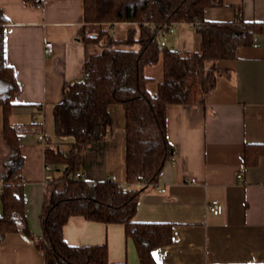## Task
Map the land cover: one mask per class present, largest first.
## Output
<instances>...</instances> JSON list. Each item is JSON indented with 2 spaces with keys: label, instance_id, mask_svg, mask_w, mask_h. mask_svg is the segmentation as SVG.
I'll return each instance as SVG.
<instances>
[{
  "label": "crops",
  "instance_id": "0c3cea01",
  "mask_svg": "<svg viewBox=\"0 0 264 264\" xmlns=\"http://www.w3.org/2000/svg\"><path fill=\"white\" fill-rule=\"evenodd\" d=\"M223 1L222 6L205 10L206 20L232 22L240 16L263 26L252 46L240 47L235 59L217 63L221 74L204 103L168 106V138L174 155L158 183L141 194L135 215L137 222L174 225L173 242L153 252L159 264H264V154L257 165L245 166L246 145L264 146V0ZM0 9L9 19L5 62L19 84L9 122L25 129L18 131L25 158V210L29 227L39 238L48 177L62 173L61 168L46 165L45 145L39 135L62 150L70 148L72 138L55 136L54 108L63 100L67 86L83 78L87 56L98 54L104 44L86 46L84 42L94 29L85 22L83 0H44L41 6L0 0ZM185 25L192 27L179 23L168 34L169 47L172 41L173 49L182 51L181 36L174 37L176 27ZM120 26H126L127 33L139 29L138 24L127 22L106 27L115 37ZM47 43L53 44L50 56L45 53ZM1 111L2 134V107ZM110 112L112 123L106 139L87 148L77 170L91 183L116 176L118 183L128 185L125 109L113 105ZM0 150L1 216L10 153L3 137ZM213 200L223 204L221 215L207 211ZM24 236L23 232L8 233L0 241V264H44L33 239L27 236L30 241H26ZM64 237L72 246L106 244L109 264L139 263L136 244L127 238L123 224L73 216L64 227Z\"/></svg>",
  "mask_w": 264,
  "mask_h": 264
},
{
  "label": "trees",
  "instance_id": "16d2710c",
  "mask_svg": "<svg viewBox=\"0 0 264 264\" xmlns=\"http://www.w3.org/2000/svg\"><path fill=\"white\" fill-rule=\"evenodd\" d=\"M84 19L93 31L86 46L103 50L88 55L82 79L69 84L63 100L54 108L55 136L72 138L68 150L46 140L45 163L61 168L60 176L46 187L40 216L42 236L29 227L25 210L23 171L25 158L20 148L19 130L9 122L19 84L12 67L5 62V25L9 19L0 9V106L4 123L2 137L10 149L5 163L0 216V241L8 233L23 232L33 239L44 264H109L106 244L72 246L64 237L71 217L80 216L105 224H123L127 238L133 239L138 264H159L154 250L170 245L174 238L171 223L137 222L135 215L141 194L158 183L165 164L173 157L168 138L167 109L171 104H202L215 89L221 72L217 63L233 60L240 47L252 46L262 24L208 21L205 10L223 5V0H83ZM27 6H41L44 0H24ZM199 21L200 25H195ZM136 23L125 40L116 39L106 27ZM191 24L201 39L197 51L176 53L161 45L170 26ZM95 27V28H94ZM139 45V49L134 47ZM162 63L163 77L156 82L147 67ZM122 105L126 118V181L124 191L117 181L88 182L74 176L84 163L85 152L94 142L106 139L112 123L110 108ZM264 154L261 144H247L245 166H255ZM64 167V168H63ZM137 184H142L137 188Z\"/></svg>",
  "mask_w": 264,
  "mask_h": 264
},
{
  "label": "rangeland",
  "instance_id": "374dc122",
  "mask_svg": "<svg viewBox=\"0 0 264 264\" xmlns=\"http://www.w3.org/2000/svg\"><path fill=\"white\" fill-rule=\"evenodd\" d=\"M95 28V27H94ZM129 28V27H128ZM97 27L94 29L96 32ZM176 35L174 38L179 39L178 37L181 36L180 42H179V48H181L182 52H187V51H197L201 47V39L198 33L195 31L194 28L189 27V26H180L176 27ZM128 33H127V27L126 26H120L117 28V31L115 33V37L120 39V38H127ZM169 37V36H168ZM171 39V36L169 37ZM107 40L105 39L103 41V44H106ZM175 44L170 43V47L174 48ZM135 49H139L140 46L136 45L134 47ZM103 50V47L101 48L100 52ZM146 73L150 77H154L156 79V82L150 85V90L151 92H155L157 89V82L160 81L163 77V66L162 63L156 65V66H150L147 67ZM1 107H0V116H1ZM1 124V121H0ZM0 140H2V134L0 133ZM0 152H2L0 150Z\"/></svg>",
  "mask_w": 264,
  "mask_h": 264
},
{
  "label": "built area",
  "instance_id": "2783aa9c",
  "mask_svg": "<svg viewBox=\"0 0 264 264\" xmlns=\"http://www.w3.org/2000/svg\"><path fill=\"white\" fill-rule=\"evenodd\" d=\"M175 25L170 26L169 29L166 31V33L162 36V38H161V45L162 46L165 47V46L168 45V43H167L168 42L167 36H168V34L174 32ZM195 25H200V22L197 21L195 23ZM175 51H176V53H179L180 52L179 50H175ZM52 52H53V44L52 43H47L46 49H45L46 55L47 56H50L52 54ZM18 130L19 131H24L25 129L23 127L19 126L18 127ZM32 130H35V128H32ZM39 141L46 146V137L43 134L39 135ZM74 176L77 177V178H79V179H85L84 174L81 171H79V170H77L75 172ZM240 177H242V176H240ZM53 179H54L53 177H48V183L50 181H52ZM109 179H112L113 181H117V177L116 176H111V177H109ZM121 186H122V189L124 191L127 190L128 185H121ZM142 186H143L142 184H137V188H141ZM158 190L160 192H162V193L166 192V190L164 188H159L158 187ZM207 211L210 212V213H212V214H214V215H221L224 212V207H223V204L220 201L213 200V201H210L208 203ZM24 238H25L26 241H30V239L27 236H24Z\"/></svg>",
  "mask_w": 264,
  "mask_h": 264
}]
</instances>
